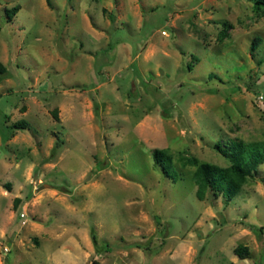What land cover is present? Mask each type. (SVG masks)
Segmentation results:
<instances>
[{
  "label": "rangeland",
  "instance_id": "rangeland-1",
  "mask_svg": "<svg viewBox=\"0 0 264 264\" xmlns=\"http://www.w3.org/2000/svg\"><path fill=\"white\" fill-rule=\"evenodd\" d=\"M0 60V264H264V163L228 201L182 162L264 140V6L0 0Z\"/></svg>",
  "mask_w": 264,
  "mask_h": 264
},
{
  "label": "trees",
  "instance_id": "trees-1",
  "mask_svg": "<svg viewBox=\"0 0 264 264\" xmlns=\"http://www.w3.org/2000/svg\"><path fill=\"white\" fill-rule=\"evenodd\" d=\"M254 6L261 8L264 6V0H254ZM18 6L13 8L16 12ZM254 47L258 43V38H255ZM7 66L0 60V77L7 72ZM214 75H211V77ZM98 104V102H96ZM28 122L21 120L15 124L8 125L7 131H3V141H8L17 129H26ZM255 145V147H254ZM253 146V147H252ZM217 147L226 155L231 164L228 166H219L209 162H201L196 157L184 158L183 164H191L196 166L192 174V179L196 184V195L200 200L206 198L208 190H213L214 195L223 194L230 201L241 190L243 182L257 170L260 164L264 163V140L255 143L235 142L231 145L230 150L226 151L218 144ZM155 162L161 165L169 176L170 171L165 166L166 161L170 162L172 156L164 148H156L153 150ZM235 253L241 258L249 257L250 251L245 245H238L234 249ZM232 264H235L232 262Z\"/></svg>",
  "mask_w": 264,
  "mask_h": 264
},
{
  "label": "built area",
  "instance_id": "built-area-1",
  "mask_svg": "<svg viewBox=\"0 0 264 264\" xmlns=\"http://www.w3.org/2000/svg\"><path fill=\"white\" fill-rule=\"evenodd\" d=\"M22 216H25V214H22ZM4 250H5L6 252H10V248H8L7 246L4 248Z\"/></svg>",
  "mask_w": 264,
  "mask_h": 264
}]
</instances>
